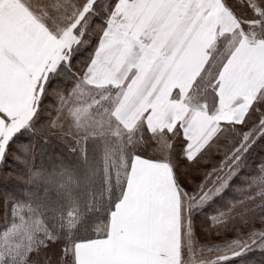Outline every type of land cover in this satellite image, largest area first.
<instances>
[{"label":"rangeland","instance_id":"374dc122","mask_svg":"<svg viewBox=\"0 0 264 264\" xmlns=\"http://www.w3.org/2000/svg\"><path fill=\"white\" fill-rule=\"evenodd\" d=\"M40 1L47 2L50 5L48 1L51 0ZM163 1L176 6V10L169 14V18H164L165 22H169L168 24L180 22L177 24L182 27L181 23L187 25L200 20L206 27H211L212 31H206L208 28L199 31L196 38H198L197 42H201L199 43L200 45L194 41L192 38L194 32H191L193 40H188L185 37V47H183V41L179 42L182 39L178 35L179 31L162 30L158 34L156 42L157 44H163L153 46V52L160 51L158 53V55L161 54L160 57H166L170 52V55L166 58L168 62L161 64L163 73L159 75V77L164 74L170 76L165 80L159 78L155 81L152 79L147 81L144 75L149 64L139 66L137 70L127 74L128 76L123 79L117 77V70L115 71L113 67H107L105 72L112 80L101 79L99 81L98 71L100 69L92 61L86 68L78 70L80 76L77 82L68 93L62 94L58 98L56 113L51 120L53 133L59 140L66 142L71 147H75L77 142H79L80 134H88L97 136L104 146L107 147L108 143L119 141L124 133L131 134L135 138L140 133L142 134L143 129L147 128L149 138L146 144H150L155 140L157 144L166 145L169 143L168 134L172 133L174 139L178 133H173V129L177 125L183 129L186 123L178 124V114L184 111V108L189 110L187 111L189 117L196 113L198 116L197 124L206 125L209 119L213 120L212 117L216 116L217 126L212 121V127L207 126L208 128L200 129L201 131L203 130V137L204 135L210 137L224 122L240 124L241 129L245 131L256 123L258 115L264 114L255 111V108L259 107L260 104L253 105V101L264 103V40L258 39L253 34V31L248 29L249 27L254 29L259 27L262 29L264 27V21H260L264 17V10H261L264 9V0H244L245 3L243 0H233L232 2L236 6L234 13L223 6V0ZM138 3L143 6V4L147 3V0H139ZM245 4L249 6L250 12L252 10L250 14L252 20L245 23L247 30H244L242 26L240 27L239 19L235 17L237 13H243L244 10L247 11ZM49 7L47 8L49 9ZM209 7L210 9H208ZM50 9L53 13L44 14L43 16L54 28V26L58 25L56 20H54V12L57 8L54 6ZM87 13L82 17L84 20L81 19L74 28L75 37L73 41L63 48L61 59L56 68L67 63V60L72 55L73 47L78 44L83 32L86 31L88 23L86 19L89 15ZM144 16L139 15V19ZM116 17L111 12L109 13V21H115L113 19ZM125 18H128L127 22L130 21L129 16ZM140 20L143 21L144 18ZM97 31L99 30L97 29ZM126 32L128 30L123 31L125 36L131 34V32ZM174 32L176 34L173 36V40L168 39L169 34ZM102 36L103 38L105 37L103 34ZM116 40L115 38L114 42L117 43L119 39L118 41ZM143 40L145 41L144 38ZM100 44L95 47V53H97L98 49H101L100 47L102 46ZM54 70L50 72L55 73L56 71ZM50 72L48 73L50 74ZM198 76L199 81L195 83ZM43 81L44 79L41 81L40 93L35 96L33 113L22 127L30 124L38 110L37 102L40 100L41 92L45 87ZM98 82L105 84H98ZM117 82H120L121 85H115ZM206 85L214 89L218 97L217 107L213 111L208 109L207 98L203 95V88ZM167 99L169 104L166 103ZM161 104H164V107L157 106ZM167 104L171 106L170 116L172 115L173 124L170 123L169 117L164 115L162 111L164 109L166 112V109H168ZM251 107L253 110L249 112ZM229 110L233 111V115L228 116L226 114ZM246 115L248 116L247 120H245ZM185 119H187V116ZM188 121L189 119H187ZM241 121H244V123L241 124ZM152 122L156 126L152 127L150 125ZM166 129L167 132H165ZM13 134L4 144H0V165L6 153V145ZM220 143L223 146V144L225 145L229 142L225 139H220ZM146 144H136L134 146V151H132L134 155L131 156L130 162H128V158L126 159L120 155L119 171L121 169V176H127V166L131 165L133 158L138 153L135 151H140L142 146H146ZM226 152L223 147H220L213 158L219 159ZM195 165H198L201 169L211 167L210 163L199 160L195 161ZM195 165H188L187 175L198 181L203 173L196 172ZM186 186L191 188V184ZM247 192L248 197L255 195V192L243 187L240 199H244ZM182 193L183 190L181 189L180 196ZM262 199H264V193L263 196L255 200H248L251 205L255 202L258 205ZM251 207L249 206V208ZM105 231H107L106 227L102 226L98 232L104 233ZM197 231L201 240L220 239V236L215 234L206 235L204 231L198 229V226ZM224 236H232V234L224 233ZM57 238L59 237L53 236L45 229L39 215L33 209L18 204L11 199L7 200L5 225L0 230V261H8L10 264L11 262L14 264H33L30 253L39 248L41 244ZM187 240L188 237L185 236V246H187ZM57 247L58 245H50V251L53 252L52 264H56L55 249ZM217 254V248H213L211 252L206 249L198 251L196 253V264H211L213 256Z\"/></svg>","mask_w":264,"mask_h":264},{"label":"crops","instance_id":"0c3cea01","mask_svg":"<svg viewBox=\"0 0 264 264\" xmlns=\"http://www.w3.org/2000/svg\"><path fill=\"white\" fill-rule=\"evenodd\" d=\"M94 1L51 0L49 5L40 0H0V144L24 126L32 115L41 81L57 67L63 48L75 37L74 28ZM127 1L119 0L111 10V14L117 17L113 19L115 21H109L103 32L105 37L102 36L100 42L102 47L92 59L100 69L99 81L112 80L105 72L107 67H113L118 72L117 77L123 79L145 64H149L144 75L147 81L165 80L169 75H159L163 73L161 64L168 62L166 58L170 52L166 57H160V51L153 52L158 34L162 30L179 31L178 35L182 37L179 42L183 41L185 47V37L197 42L199 31L205 28L212 31L200 20L187 25L181 23L182 27L177 24L180 22L168 24L164 18H169L176 6L163 0H147L143 6L138 3L139 0ZM48 6L49 9L57 8L54 20L58 25L54 28L43 16L53 13L51 9L48 11ZM139 15H145L143 21ZM126 16H129V22ZM125 30L131 34L125 36ZM175 32L170 33L168 39L173 40ZM191 32H194L193 39ZM115 38L116 41L119 39L117 43ZM197 43L200 45L201 42ZM155 64L158 66L155 67ZM115 85L121 84L117 82ZM168 104L166 112L162 111L173 124ZM157 106L164 107V104ZM183 110L178 114V124L186 122L183 129L191 136V147L187 153L191 159L209 139V136H202L203 130L200 129L212 127V121L217 126L218 121L214 115L206 125L197 124L196 113L189 117V110ZM226 114L231 116L233 111L229 110ZM150 125L156 126L153 122ZM180 197L173 183L172 169L166 161L135 156L128 170L123 195L109 214L107 237L77 244L76 254L80 264H180ZM247 197L248 192L245 193L244 204L236 206L237 212L253 206ZM232 215L226 212V217Z\"/></svg>","mask_w":264,"mask_h":264},{"label":"trees","instance_id":"16d2710c","mask_svg":"<svg viewBox=\"0 0 264 264\" xmlns=\"http://www.w3.org/2000/svg\"><path fill=\"white\" fill-rule=\"evenodd\" d=\"M118 1H94L89 10L91 12L88 11L86 31L73 47L71 57L66 64L56 68L55 73L50 72L43 78L45 87L37 102L38 110L30 124L18 130H23L22 134L12 141V147L6 149L0 165V230L5 225L9 199L33 209L39 215L45 229L55 237L92 236V233L98 232L102 226L107 230L109 214L121 199L127 179V176H121V169L119 171V157L121 155L128 158L130 162L131 156L134 155L132 153L134 146L146 144L149 138L148 129H143L142 134L135 138L124 133L119 141L110 142L107 147L97 136L80 134L77 145L71 147L54 135L51 120L56 113L58 98L72 89L80 76L78 70L86 68L92 61L95 47L101 42L102 34L108 26L109 13ZM232 1L223 0V6L234 13L236 6ZM247 6L245 4L247 11L235 14L240 27L242 26L244 30H247L245 23L252 20L250 18L252 10L250 9V12ZM260 21H264V17ZM248 29L253 31L258 39L264 40V27ZM197 81L199 76L195 83ZM204 87L203 95L207 98V107L213 111L217 107L218 97L214 89L207 85ZM235 131L243 132L240 124L224 122L207 142L215 137L216 151L220 147L227 151L237 139L233 135ZM220 139H225L229 143L222 146ZM261 149H264V143L257 144L252 155L260 156ZM198 160L205 162L202 157ZM129 167L127 166L126 171ZM247 172L246 168L240 180L246 177ZM241 197L242 190L240 192L229 190V196L220 198V208H226L230 199L239 200ZM217 210V205L213 204L208 212L199 213L196 220L199 230L202 225H208V215ZM259 211L257 208L255 212H249V218L258 215ZM228 223V231L220 228V240L225 237L224 233L235 235L233 230L235 228H241L243 231L248 229V225H244L240 217L229 218ZM0 264L10 262L0 261Z\"/></svg>","mask_w":264,"mask_h":264},{"label":"snow or ice","instance_id":"6c2138e0","mask_svg":"<svg viewBox=\"0 0 264 264\" xmlns=\"http://www.w3.org/2000/svg\"><path fill=\"white\" fill-rule=\"evenodd\" d=\"M260 104L255 108L257 113H264V103L253 101V105ZM253 109L250 108L249 112ZM248 116H245L247 120ZM241 124L244 121L240 122ZM23 130L13 134L9 139L6 149L12 147V141L19 138ZM167 132V129L165 130ZM178 133L173 139V134H168L166 145L157 144L153 140L150 144L142 146L137 153L142 158L151 160H166L172 169V179L176 190L183 193L179 202V235H180V264H196V253L201 250L213 251L218 249V254L213 256L211 264H264V199L260 204H253L251 208H243L236 211L238 204H244V200L230 199L226 208H220L221 197L229 196V190L240 192L241 185L249 191L255 192L254 196L246 199L255 200L264 193V149H261L260 156H253V150L257 144L264 143V114L256 117V123L242 133L235 131L237 137L229 146L225 155L214 159L216 146L215 137L203 145L196 155L191 159L187 154L191 144L190 134L179 125L173 129ZM165 148L167 155L165 156ZM203 158L210 163L208 169H201L195 165V161ZM195 165L196 172H202L201 179L196 181L187 175L188 165ZM248 169L247 175L240 180L241 174ZM238 181L240 183L238 184ZM191 184L189 188L186 185ZM216 204L218 210L208 215V225H202L201 231L206 235H220V228L228 231L229 223L226 212L233 213L231 219L240 217L244 225H248L247 231L241 228L233 229L235 235L225 236L222 240H201L197 231L196 220L201 211L208 212V209ZM259 208V214L249 218V212H255ZM114 210V209H113ZM258 221L262 223H258ZM212 229L213 231H209ZM108 233L94 231L92 236L57 238L43 243L36 250L30 253L33 264H52L53 252L50 245H58L55 249L56 264H80L77 258L76 246L82 241L98 239L101 236L107 237ZM185 236L188 237L185 246Z\"/></svg>","mask_w":264,"mask_h":264}]
</instances>
